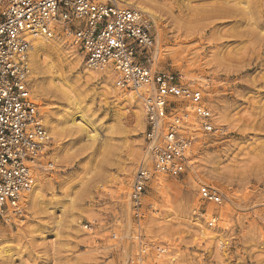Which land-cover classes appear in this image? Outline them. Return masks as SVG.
I'll use <instances>...</instances> for the list:
<instances>
[{
    "label": "rangeland",
    "instance_id": "rangeland-1",
    "mask_svg": "<svg viewBox=\"0 0 264 264\" xmlns=\"http://www.w3.org/2000/svg\"><path fill=\"white\" fill-rule=\"evenodd\" d=\"M121 2L152 14L143 13L153 24L148 65L188 85L202 78L192 85H205V103L224 131L197 135L184 174L159 176L166 203L157 181L147 184L145 264L159 254L157 264H167V254L179 256L175 264H264V0ZM53 43L60 56L38 57L30 91L50 136L53 169L37 172L22 218L0 228V264H136L127 233L134 227L130 187L144 152L140 103L115 88L108 69L89 73L68 41ZM202 185L221 194L220 206L198 199ZM201 209L220 214L215 228L195 222ZM152 220L161 232L147 234ZM198 223L211 232L204 244L193 229Z\"/></svg>",
    "mask_w": 264,
    "mask_h": 264
},
{
    "label": "built area",
    "instance_id": "built-area-1",
    "mask_svg": "<svg viewBox=\"0 0 264 264\" xmlns=\"http://www.w3.org/2000/svg\"><path fill=\"white\" fill-rule=\"evenodd\" d=\"M152 29L146 16L121 6L119 0H0V228L22 218L20 200L31 189L36 173L53 169L50 136L30 92L31 40L68 41L88 69H110L115 85L135 93L140 102L144 153L150 163L143 159L136 166L129 208L140 242L134 261L146 263L141 221L147 184L156 175L185 173L198 139L195 133L224 135L205 103L204 85L184 84L181 75L148 65ZM189 114L194 123L187 121ZM197 195L202 202L221 205L222 196L214 188L202 185ZM193 216L209 228L219 222L215 211L208 215L201 209Z\"/></svg>",
    "mask_w": 264,
    "mask_h": 264
},
{
    "label": "bare ground",
    "instance_id": "bare-ground-1",
    "mask_svg": "<svg viewBox=\"0 0 264 264\" xmlns=\"http://www.w3.org/2000/svg\"><path fill=\"white\" fill-rule=\"evenodd\" d=\"M145 2V1H144ZM119 4L121 5V6H123V7H129V6H126V5H124L122 2L120 3V0H119ZM133 8H135L136 10H138L141 14H143V13H148V16L151 18L152 17V14H150L149 12H148V10L147 9H145L144 7H140V6H138L137 4H132V3H129ZM143 4V3H142ZM129 8H131V7H129ZM144 15V14H143ZM145 16V15H144ZM56 41V40H55ZM54 42V40L53 39H51V40H46V39H43V38H39V37H37V38H34V39H32L31 40V44H30V48H29V52H28V61H29V64H30V67L32 68L31 69V80H32V70H37L38 69V66H37V60H38V57L41 55V54H45L46 55V53H55V55L57 56V58H59V56H60V54L58 55L57 54V52H58V48H56V47H52V44H54L53 43ZM54 46V45H53ZM159 46V45H158ZM157 46V47H158ZM155 47H156V45H155ZM51 53V54H52ZM52 56H53V54H52ZM48 64H50V66H49V68L50 69H54V67H53V64H52V61L51 60H49L48 61ZM85 64V63H84ZM85 67H86V65H85ZM152 67H153V64H152ZM87 68V67H86ZM109 70V72L113 75V73H112V71L110 70V69H108ZM87 71L90 73V72H92V70H90V69H88L87 68ZM94 72V71H93ZM113 78H114V75L112 76ZM188 77V76H187ZM191 78V77H190ZM188 79V78H187ZM202 79V78H201ZM200 78H197V79H195V78H192V80H189L188 82H190L191 83V85L190 86H192V83H195V82H198V80H201ZM204 80V79H203ZM202 81V80H201ZM205 81V80H204ZM206 82H207V80H206ZM199 84H202V85H204L203 83H199ZM205 86V85H204ZM115 88H117V90H119V91H121L117 86L115 87ZM205 89V88H204ZM121 92H124V91H121ZM126 94V93H125ZM127 94H129L128 96H131V98H132V100L133 101H137L138 99H137V97L135 96V93H133V92H128L127 91ZM124 95V94H123ZM131 100V99H130ZM140 103V102H139ZM140 109H141V107H140ZM210 110V109H209ZM211 111V110H210ZM141 113H142V111H141ZM212 113V112H211ZM75 116V115H74ZM142 117H143V114H142ZM75 118L76 117H72V122H75ZM82 120V119H81ZM188 122H191V123H194V119H193V117H192V115L191 114H189V118H188V120H187ZM43 122V121H42ZM83 122V121H82ZM85 123V122H84ZM48 127H49V125H47ZM83 127V126H82ZM193 128V127H192ZM198 134H201V133H195V136H197ZM201 135H203V134H201ZM195 143H196V140H195ZM191 151H192V149H191ZM144 159V161L146 162V163H150L149 162V160H148V156L143 152V157H142V159L141 160H143ZM140 160V161H141ZM139 161V162H140ZM192 164H193V162L192 161H190L189 162V164H188V167H191L192 166ZM39 174V173H38ZM160 175H156L155 176V179H153V181H157L156 183H155V186H157V188L155 189L156 191H158L159 192V195L162 197V199H161V201L163 200L164 201V203H166L167 202V192H168V189L166 190V186H165V184H164V182L163 181H161V177H159ZM36 179H38V177H37V173H36ZM162 177H164V176H162ZM38 181V180H37ZM36 181H34V183H33V185H32V187H31V189L25 194V195H23V197H22V199L20 200V204H22L23 205V203H24V201H26V202H30L31 201V198H32V196H33V194H34V192H35V189L37 188L36 187V183H35ZM195 184H196V182H195ZM198 184V183H197ZM169 188V187H168ZM156 198V197H155ZM157 200V199H156ZM27 204V203H26ZM212 205V204H211ZM152 206V205H151ZM160 207L161 208H163V209H166V205L165 204H161L160 205ZM200 207V206H199ZM216 207V206H215ZM154 208V207H153ZM157 209V208H156ZM169 209V208H168ZM216 211V210H215ZM222 214V213H221ZM218 217H219V221H220V214L218 213ZM195 220V219H194ZM197 220H195V222H196ZM193 224V223H192ZM204 224V223H203ZM81 225V221L80 220H77L76 221V226H80ZM195 226H196V224H194ZM227 225V224H226ZM128 227V226H127ZM146 229L145 230H147L146 232H148L147 234H153V233H159V232H161V231H159L158 232V229L160 230V228L157 226V223H156V221H154V220H152V221H149L147 224H146V227H145ZM192 228V227H191ZM226 228H227V226H226ZM225 228V229H226ZM143 229V228H142ZM194 230H195V232L196 233H198V238H197V241H198V244H204V241H205V239H209V238H211L210 236H211V232H210V229L209 228H207V227H205L204 225H200L199 223L197 224V226H196V228H193ZM167 233V232H166ZM144 234V233H143ZM159 235V234H158ZM91 236V235H90ZM127 236H129V238L131 237V238H133L134 239V242H135V244H136V248L138 249V247L140 246V242L139 241H137V239H136V237H135V235H134V230H133V234L131 235V233H127ZM215 237V236H214ZM94 238V237H93ZM155 238V237H154ZM213 238V237H212ZM221 240V239H220ZM143 242V244H145L144 243V241H142ZM152 246V245H151ZM155 247V246H154ZM220 247H221V249L224 247V242L221 240L220 241ZM149 249V248H148ZM153 249V248H152ZM144 250L146 251V246H144ZM157 250V249H156ZM148 251V250H147ZM154 251V250H153ZM4 252V250H3V246L2 245H0V255L2 254ZM158 253H160V252H158ZM164 252H161V254H163ZM178 255H164V259H166L167 260V264H175L177 261H178ZM161 258V256H160V254L159 255H156V258L154 259V261H159V259ZM145 262H146V260H145ZM148 262V261H147Z\"/></svg>",
    "mask_w": 264,
    "mask_h": 264
}]
</instances>
